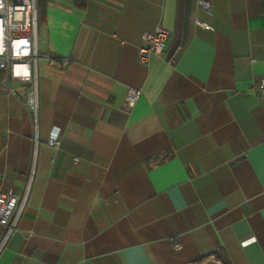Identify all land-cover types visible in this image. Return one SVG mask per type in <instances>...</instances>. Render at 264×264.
Segmentation results:
<instances>
[{
  "label": "crops",
  "instance_id": "0c3cea01",
  "mask_svg": "<svg viewBox=\"0 0 264 264\" xmlns=\"http://www.w3.org/2000/svg\"><path fill=\"white\" fill-rule=\"evenodd\" d=\"M197 1H47L37 49L71 62L39 66L36 144L0 89V188L28 185L0 264H264V0Z\"/></svg>",
  "mask_w": 264,
  "mask_h": 264
},
{
  "label": "built area",
  "instance_id": "2783aa9c",
  "mask_svg": "<svg viewBox=\"0 0 264 264\" xmlns=\"http://www.w3.org/2000/svg\"><path fill=\"white\" fill-rule=\"evenodd\" d=\"M197 3L206 11L210 8L209 3L205 0H198ZM203 27L209 28L207 25H203ZM37 31V0H0V89L13 92V89L9 87V82L24 86L25 94L21 101L34 119L33 138L35 144L39 106V66L43 63L52 69L61 71L66 69L71 62L67 56L40 53L37 49ZM168 34L169 32L161 27L156 28L153 32L144 33L142 35L143 45L137 53L138 61L148 64L152 56L160 55L164 51ZM256 91L259 97L264 98V77L258 82ZM140 94L139 89L129 88L122 104V110L132 111ZM48 143L51 147L58 148L60 139L54 134ZM29 178H31V174ZM27 193L28 185L21 194L8 192L0 188V227L2 229L0 254L17 228L25 209ZM173 248L175 251L180 250V243L174 242ZM185 264L224 263L220 259L209 255Z\"/></svg>",
  "mask_w": 264,
  "mask_h": 264
},
{
  "label": "trees",
  "instance_id": "16d2710c",
  "mask_svg": "<svg viewBox=\"0 0 264 264\" xmlns=\"http://www.w3.org/2000/svg\"><path fill=\"white\" fill-rule=\"evenodd\" d=\"M48 0H37V23L39 24L43 21L45 15V8ZM75 7L83 10L85 7V0H72Z\"/></svg>",
  "mask_w": 264,
  "mask_h": 264
},
{
  "label": "rangeland",
  "instance_id": "374dc122",
  "mask_svg": "<svg viewBox=\"0 0 264 264\" xmlns=\"http://www.w3.org/2000/svg\"><path fill=\"white\" fill-rule=\"evenodd\" d=\"M13 83L9 82V86L11 85L12 86Z\"/></svg>",
  "mask_w": 264,
  "mask_h": 264
}]
</instances>
